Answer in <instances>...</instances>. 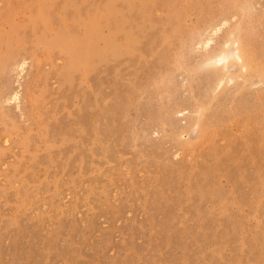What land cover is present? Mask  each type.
Wrapping results in <instances>:
<instances>
[{
	"label": "rangeland",
	"instance_id": "1",
	"mask_svg": "<svg viewBox=\"0 0 264 264\" xmlns=\"http://www.w3.org/2000/svg\"><path fill=\"white\" fill-rule=\"evenodd\" d=\"M0 264H264V0H0Z\"/></svg>",
	"mask_w": 264,
	"mask_h": 264
},
{
	"label": "bare ground",
	"instance_id": "2",
	"mask_svg": "<svg viewBox=\"0 0 264 264\" xmlns=\"http://www.w3.org/2000/svg\"><path fill=\"white\" fill-rule=\"evenodd\" d=\"M21 31V30H20ZM94 34V31H93V28L91 29V31H89V28L87 29V36L81 41V44L78 46V45H75V46H73L72 48H73V50H72V52L74 53V54H76V53H78V51H80V52H82L83 53V51H84V53L85 54H89L90 56L92 55L93 56V54H94V52L97 50L96 48H95V45H94V43H93V40L94 39H92L93 37H92V35ZM59 38V37H58ZM74 42H76V41H74ZM109 43V42H108ZM14 45V44H13ZM131 45H132V43H131ZM109 49H111V48H109ZM87 51V52H86ZM78 55V57H79V61H81V56H80V54L78 53L77 54ZM83 55V54H82ZM87 57V56H86ZM85 57V58H86ZM94 57V56H93ZM92 57V58H93ZM180 57V56H179ZM239 57L241 58V56L239 55ZM74 60H75V58H74ZM10 60H7V61H4L3 62V64H2V68H4V67H6V65L8 64V62H9ZM75 62H77V60L75 61ZM82 62V61H81ZM86 63V62H85ZM95 64V63H94ZM19 66V65H18ZM22 67L24 66V64H22L21 65ZM13 95V94H12ZM16 97H18V94H16L15 96H14V98H16ZM10 99H11V97H9ZM8 99V98H7ZM16 100V99H15ZM6 102V101H5Z\"/></svg>",
	"mask_w": 264,
	"mask_h": 264
}]
</instances>
